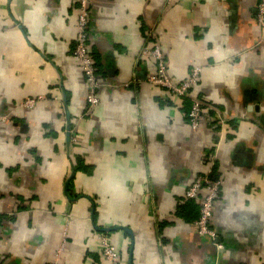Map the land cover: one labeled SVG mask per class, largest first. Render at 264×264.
Here are the masks:
<instances>
[{
    "label": "crops",
    "instance_id": "1",
    "mask_svg": "<svg viewBox=\"0 0 264 264\" xmlns=\"http://www.w3.org/2000/svg\"><path fill=\"white\" fill-rule=\"evenodd\" d=\"M257 2L90 0L89 108L72 58L76 1L0 0V264H111L102 237L123 264H264ZM153 45L172 83L199 69L198 128L190 96L147 83ZM203 175L219 182L215 241L194 226L207 188L184 200Z\"/></svg>",
    "mask_w": 264,
    "mask_h": 264
},
{
    "label": "built area",
    "instance_id": "2",
    "mask_svg": "<svg viewBox=\"0 0 264 264\" xmlns=\"http://www.w3.org/2000/svg\"><path fill=\"white\" fill-rule=\"evenodd\" d=\"M75 1L78 6V16L75 24L76 35L72 49V58L81 70L87 91V105L89 108H92L96 106L98 102L97 91L100 87V82L96 76L93 60L88 50L90 0ZM255 23L260 37H264V0H258L257 2ZM146 56H151L156 63L155 72L147 76L146 81L148 84L161 87L176 97L184 98L190 96V92L199 77L198 68H193L187 78L178 84H174L166 75V65L158 46L153 45L151 49H143L141 58ZM189 101L190 109L187 114V121L192 129H196L203 116V106L198 99L192 98L191 96ZM33 102L34 100H26L24 104L31 105ZM3 120V117L0 116V122ZM204 186L207 188V193L201 200L199 215L194 222V226L200 236H206L212 241H215L217 234L210 227V220L212 218L213 204L218 193L219 182L213 180L208 175L195 178L192 184L186 189L184 200L189 201L195 199L200 189ZM216 247L221 248L219 245H216ZM100 255L105 261L111 264H123L119 253L115 250L107 237L100 238Z\"/></svg>",
    "mask_w": 264,
    "mask_h": 264
},
{
    "label": "clouds",
    "instance_id": "3",
    "mask_svg": "<svg viewBox=\"0 0 264 264\" xmlns=\"http://www.w3.org/2000/svg\"><path fill=\"white\" fill-rule=\"evenodd\" d=\"M111 190L114 192V194L119 195L121 191V186L117 182L113 181L111 183Z\"/></svg>",
    "mask_w": 264,
    "mask_h": 264
},
{
    "label": "trees",
    "instance_id": "4",
    "mask_svg": "<svg viewBox=\"0 0 264 264\" xmlns=\"http://www.w3.org/2000/svg\"><path fill=\"white\" fill-rule=\"evenodd\" d=\"M189 109H190V104H189ZM189 109H188V112H189ZM188 114V113H187Z\"/></svg>",
    "mask_w": 264,
    "mask_h": 264
},
{
    "label": "water",
    "instance_id": "5",
    "mask_svg": "<svg viewBox=\"0 0 264 264\" xmlns=\"http://www.w3.org/2000/svg\"><path fill=\"white\" fill-rule=\"evenodd\" d=\"M69 137V134H68V136H67V138ZM69 139V138H68Z\"/></svg>",
    "mask_w": 264,
    "mask_h": 264
}]
</instances>
